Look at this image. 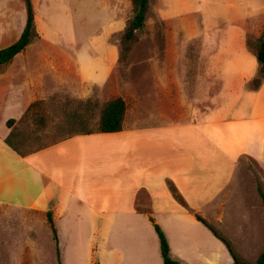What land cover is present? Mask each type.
Segmentation results:
<instances>
[{"label": "crops", "instance_id": "crops-1", "mask_svg": "<svg viewBox=\"0 0 264 264\" xmlns=\"http://www.w3.org/2000/svg\"><path fill=\"white\" fill-rule=\"evenodd\" d=\"M19 54L0 65L3 211L50 212L59 242L61 229L84 225L91 233L90 256L104 246L109 249L105 254L121 264L126 258L108 242L107 232L112 230L123 249L132 243L138 246L132 252L136 264L147 263L149 256V264H162L151 218L165 234L172 259L182 264H233L226 243L197 215L240 261L255 264L264 251V203L259 193L264 195V114L244 112L226 119L222 113L208 116L201 110L182 122L183 115L164 112L161 104L152 112L142 111L138 100L125 111L119 132L74 135L21 157L5 144L11 132L7 121H19L31 103L46 98L54 83L46 85L39 65L31 70L30 64L16 62ZM47 67L54 79V64ZM22 221L29 224L31 219ZM129 234L134 242L128 241Z\"/></svg>", "mask_w": 264, "mask_h": 264}, {"label": "rangeland", "instance_id": "rangeland-1", "mask_svg": "<svg viewBox=\"0 0 264 264\" xmlns=\"http://www.w3.org/2000/svg\"><path fill=\"white\" fill-rule=\"evenodd\" d=\"M31 3L36 37L16 62L30 64L31 70L39 65L43 81L54 87L46 86V98L34 101L29 116L16 122L17 141L27 154L74 136L76 131L65 124L72 111L91 114L89 124L96 130L102 107L116 98L124 100L128 112L138 100L146 112L161 104L164 112L183 115L182 122L201 110L226 119L244 112L264 114V78L259 84L256 80L264 0H148L144 26L130 39L125 38L133 17L130 0ZM25 15L23 0H0V49L18 39ZM49 64H54V79ZM251 104L256 107L248 109ZM68 132L73 135H63ZM112 231L107 232L112 250L126 258L125 264H136L132 252L138 246L123 249ZM89 233L75 223L61 229L57 258L46 213L8 214L0 207V264H121L105 254L109 249L104 246L91 257ZM134 239L129 234L128 241ZM94 242H99L97 235Z\"/></svg>", "mask_w": 264, "mask_h": 264}, {"label": "trees", "instance_id": "trees-1", "mask_svg": "<svg viewBox=\"0 0 264 264\" xmlns=\"http://www.w3.org/2000/svg\"><path fill=\"white\" fill-rule=\"evenodd\" d=\"M25 6L26 20L24 28L19 36V38L6 48L0 49V65L10 62L17 54L21 53L31 42L33 37H36L35 33V23H34V11L32 8L31 0H23ZM133 17L130 24L126 30L125 38L130 39L135 31L141 30L144 26L145 13L148 5V0H130ZM256 59L259 63V75L257 77L258 84L264 78V31L258 39V49L256 52ZM257 84V85H258ZM89 104V101L87 102ZM87 105V104H85ZM35 106V103H31L27 108L26 112L22 116L25 119L29 116V112ZM125 102L121 98H116L114 100L108 101L101 109L98 122L96 124V130L92 128L93 126L89 124L90 119H92L91 114H82L77 111H72L66 117L65 124L72 126V132L76 131L74 135L78 134H92V133H116L122 128V121L125 114ZM87 112V111H86ZM16 122L14 120L7 121V127L11 129L9 136L5 140V144L17 155L23 157L27 154L21 143L16 137L15 133ZM76 128V129H75ZM75 129V130H74ZM62 135V134H61ZM64 136L73 135L71 132L63 134ZM263 203L264 195L259 191ZM48 224L51 231V237L54 242L55 251L57 258H59V241L56 228L54 226L53 220L51 218V213L47 212ZM195 218L206 226L214 236L226 243L232 257L234 259L233 264H248L239 260L238 256L232 251L228 243L215 231L207 222L200 216H195ZM149 221L152 223L154 231L157 235L159 241L160 254L162 257V264H182L170 256V249L166 239L165 234L161 228L153 222L151 218ZM60 264V263H59ZM255 264H264V251L260 254Z\"/></svg>", "mask_w": 264, "mask_h": 264}]
</instances>
